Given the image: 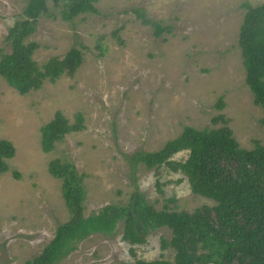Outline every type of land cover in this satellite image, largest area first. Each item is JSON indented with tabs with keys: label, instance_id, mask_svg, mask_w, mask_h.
<instances>
[{
	"label": "rangeland",
	"instance_id": "obj_1",
	"mask_svg": "<svg viewBox=\"0 0 264 264\" xmlns=\"http://www.w3.org/2000/svg\"><path fill=\"white\" fill-rule=\"evenodd\" d=\"M27 1L0 0V56L11 50L7 35ZM245 2L255 6L264 0H99L98 14L73 21L40 17L29 38L39 44L33 58L40 65L53 56L63 58L73 46L85 59L73 76L45 81L25 94L0 75V137L16 147L9 170L0 173V264H25L39 255L69 219L62 181L49 171L55 158L70 159L85 174V216L108 204H127L136 189L160 210L192 213L215 204L193 193L182 172L133 165L125 154L157 151L187 125H227L242 147L264 144V110L246 83L239 45ZM137 6L171 25L172 32L156 37L150 25L126 12ZM50 7L58 13V7ZM58 110L70 123L82 113L85 127L45 152L41 127ZM188 155L184 150L173 159ZM122 234V222L115 235L93 233L60 264L175 258L171 246L163 247L171 238L166 227L150 231L140 244Z\"/></svg>",
	"mask_w": 264,
	"mask_h": 264
},
{
	"label": "trees",
	"instance_id": "obj_2",
	"mask_svg": "<svg viewBox=\"0 0 264 264\" xmlns=\"http://www.w3.org/2000/svg\"><path fill=\"white\" fill-rule=\"evenodd\" d=\"M99 0H28L21 18L9 29L7 40L10 52L0 56V75L20 93L39 89L45 81L55 82L64 74H73L85 59L84 51L71 47L63 58L51 57L39 64L33 55L39 48L29 40L36 31L40 17L73 21L83 14L100 13ZM58 7V13L50 4ZM239 45L246 70V83L254 94V101L264 110V3L245 2ZM145 25H150L156 37L172 32L171 25H163L146 13L142 6L132 7ZM120 42L123 43L121 39ZM101 50L104 51L101 47ZM103 53V52H102ZM264 125V117L261 120ZM83 114L70 123L60 111L41 127V147L50 152L71 132L83 130ZM188 150L185 160L173 156ZM16 154L14 143L0 137V173L9 170V160ZM133 165L143 164L147 169L167 166L173 172H182L193 193L215 201L192 213L157 209L144 193L134 190L127 204H108L88 216L84 214L87 197L85 174L70 159L55 158L49 163L51 174L62 181L69 219L58 225L54 237L39 255L25 264H60L77 243L93 233L115 235L123 223L122 239L132 244L146 241L150 231L166 227L171 238L166 246L175 250L173 261L166 259L121 262L120 264H264V144L256 142L252 149L242 147L232 129L185 126L175 138L169 139L157 151L139 149L125 154ZM20 177L17 171L13 172Z\"/></svg>",
	"mask_w": 264,
	"mask_h": 264
}]
</instances>
